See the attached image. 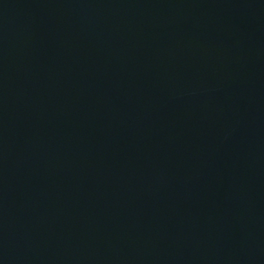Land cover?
I'll return each instance as SVG.
<instances>
[{
    "label": "water",
    "instance_id": "water-1",
    "mask_svg": "<svg viewBox=\"0 0 264 264\" xmlns=\"http://www.w3.org/2000/svg\"><path fill=\"white\" fill-rule=\"evenodd\" d=\"M0 264H264V0H0Z\"/></svg>",
    "mask_w": 264,
    "mask_h": 264
}]
</instances>
